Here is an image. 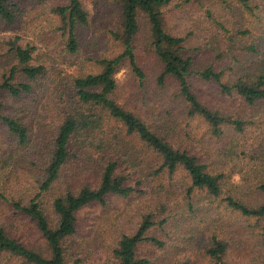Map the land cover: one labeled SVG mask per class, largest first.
Returning a JSON list of instances; mask_svg holds the SVG:
<instances>
[{"label":"rangeland","instance_id":"obj_1","mask_svg":"<svg viewBox=\"0 0 264 264\" xmlns=\"http://www.w3.org/2000/svg\"><path fill=\"white\" fill-rule=\"evenodd\" d=\"M10 1L16 5L17 15L14 23L0 18V83L17 64L11 49L14 42L31 41L36 46L33 63L44 65L46 70L37 81L17 74V82L33 84L31 94H0L2 112L22 117L33 135L29 146L20 147L0 120V228L47 255L45 239L36 224L13 202L28 203L40 191L46 145L62 123L71 79L100 72L99 60L121 53L122 2L82 0L88 22L78 24V48L71 52L67 24L56 10L68 0ZM250 5L251 10H246L234 0H172L163 7L164 26L169 33L186 37L184 53L193 57L194 72L213 66L223 71L225 82H230L240 76L241 69L251 73L250 68L261 65L264 59V0H251ZM139 19L135 52L145 78L140 79L124 61L115 74L113 97L165 135L176 148L195 154L210 172L223 174V191L219 197L202 189L190 194V178L181 168L173 176L166 172L152 174L128 197L111 194L104 204L85 205L77 212L76 234L65 243L68 264H113V250L121 236L135 233L148 214L155 219L150 233L165 245L145 244L138 254L155 264H212L207 249L214 236L227 244V264H264V216L241 215L224 199L229 194L251 205L264 202V195L256 188L264 180V101L251 105L238 95L224 94L215 81L190 75L192 89L201 102L228 119L244 121L241 129L226 121L223 133L215 134L205 117L189 113L190 105L174 76L168 75L160 82L164 65L152 45L149 23L141 11ZM252 44L257 51L249 49ZM39 139L42 146L36 142ZM92 154H81V159L70 165L68 179L42 194L52 224H56L57 217L51 207L54 196L66 190L70 182L78 186L95 179L98 158ZM137 159L146 160L143 167L147 174L160 163L159 158L147 153ZM85 170L91 174L77 175ZM138 179L139 173L134 172L129 183L135 185ZM4 259L0 258V264H6ZM8 264L21 263L13 260Z\"/></svg>","mask_w":264,"mask_h":264},{"label":"trees","instance_id":"obj_2","mask_svg":"<svg viewBox=\"0 0 264 264\" xmlns=\"http://www.w3.org/2000/svg\"><path fill=\"white\" fill-rule=\"evenodd\" d=\"M171 1L121 0L123 15L121 53L113 58L99 60L98 63L102 65L100 72L78 75L71 79L62 123L46 145L44 177L40 181V191L28 203L13 202L16 209L30 217L36 224L45 239L48 254L27 246L0 228V258L5 257L6 264L13 260L20 261L21 264H68L65 243L77 232L78 210L92 202L104 204L111 194L128 197L138 191L137 186L152 174L166 172L173 176L183 168L191 182L189 193L194 189H202L215 197L222 194L223 174L210 172L207 165L195 154L186 149L176 148L165 135L155 131L146 121L120 105L113 97L117 87L115 74L124 61L129 62L131 70L140 79L145 78L135 52L141 11L146 15L149 23L152 45L164 65L159 77L160 82L163 83L168 75L174 76L179 82L181 94L190 105L189 113L205 117L215 134L223 133L222 126L226 121L234 124L238 129L243 128L244 121L240 118L228 119V116L201 102L192 89L190 75L195 73L204 80L215 81L224 94L238 95L251 105L264 101V59L261 65L255 64L250 68L253 70L251 73L241 69L240 76L230 82H225L223 71L216 70L213 66L194 72L193 57L184 53L186 37L171 34L164 26L163 7ZM223 1L227 3L228 0ZM234 1L239 2L246 10H251V0ZM56 10L68 27V49L75 52L78 48L76 28L78 24L88 22V12L82 0H68L66 5H60ZM16 12L15 3L10 0H0L1 19L14 23ZM229 39L232 37L230 36ZM11 49L15 52L17 64L0 83V94L3 91H7L13 97L31 94L34 89L33 84L17 82V74L25 75L30 81H37L45 73L46 68L42 64L33 63L36 46L31 41L26 44L14 42ZM249 49L255 52L257 46L252 44ZM2 108L3 104L0 103V120L6 125L17 145L29 146L33 138L31 128L22 117L5 114ZM36 142L42 146L41 139ZM139 144L141 146H138ZM92 153L97 154L98 158L95 164V179L78 186L70 182L66 185V190L54 196L51 207L57 217L56 224H52L42 194L68 179L72 172L70 165L81 159V154L92 156ZM145 153L159 158L160 162L159 166L148 174L143 167L146 160L137 159L143 157ZM152 168L154 169V166ZM134 172L139 173L140 179L132 185L129 180ZM87 174L91 173L85 170L77 175L84 177ZM256 188L258 193L264 195V180L259 181ZM224 199L241 215L264 216V202L251 205L229 194L225 195ZM154 224V215L148 214L144 216L135 233L123 234L113 250L116 261L113 264H155L151 258L141 257L138 254L142 245L152 244L158 247L165 245L162 239L150 233ZM226 251L227 244L214 236L212 245L207 249V255L210 256L212 264H227Z\"/></svg>","mask_w":264,"mask_h":264}]
</instances>
